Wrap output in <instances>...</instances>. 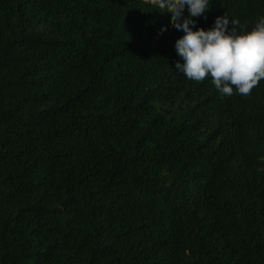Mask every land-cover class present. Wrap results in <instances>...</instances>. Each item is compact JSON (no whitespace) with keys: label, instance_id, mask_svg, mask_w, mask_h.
<instances>
[{"label":"trees","instance_id":"1","mask_svg":"<svg viewBox=\"0 0 264 264\" xmlns=\"http://www.w3.org/2000/svg\"><path fill=\"white\" fill-rule=\"evenodd\" d=\"M162 11L0 0V264H264V79H187Z\"/></svg>","mask_w":264,"mask_h":264},{"label":"clouds","instance_id":"2","mask_svg":"<svg viewBox=\"0 0 264 264\" xmlns=\"http://www.w3.org/2000/svg\"><path fill=\"white\" fill-rule=\"evenodd\" d=\"M156 9L170 12L175 29L183 35L174 44L175 68L187 79L210 78L221 95H247L264 79V16L250 30L237 31L236 19L217 16L211 27H195L210 9V0H151ZM229 24L232 25L229 28ZM195 29V30H194ZM181 60L183 62H181Z\"/></svg>","mask_w":264,"mask_h":264}]
</instances>
